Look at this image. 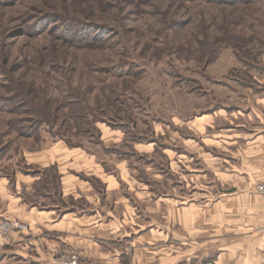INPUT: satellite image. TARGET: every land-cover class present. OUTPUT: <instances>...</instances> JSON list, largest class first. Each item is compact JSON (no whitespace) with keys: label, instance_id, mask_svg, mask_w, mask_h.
<instances>
[{"label":"crops","instance_id":"crops-1","mask_svg":"<svg viewBox=\"0 0 264 264\" xmlns=\"http://www.w3.org/2000/svg\"><path fill=\"white\" fill-rule=\"evenodd\" d=\"M243 68L188 129L0 159V219L29 229L0 264H264V63Z\"/></svg>","mask_w":264,"mask_h":264},{"label":"rangeland","instance_id":"rangeland-1","mask_svg":"<svg viewBox=\"0 0 264 264\" xmlns=\"http://www.w3.org/2000/svg\"><path fill=\"white\" fill-rule=\"evenodd\" d=\"M258 62L264 0H0V159L188 129ZM78 96L83 126L63 120Z\"/></svg>","mask_w":264,"mask_h":264},{"label":"built area","instance_id":"built-area-1","mask_svg":"<svg viewBox=\"0 0 264 264\" xmlns=\"http://www.w3.org/2000/svg\"><path fill=\"white\" fill-rule=\"evenodd\" d=\"M256 192L264 199V181L259 182L255 186ZM28 225L18 220H4L0 219V243L3 246L11 244L12 236L16 233L27 232ZM60 264H102L100 262H81L80 257L75 251L66 252Z\"/></svg>","mask_w":264,"mask_h":264},{"label":"trees","instance_id":"trees-1","mask_svg":"<svg viewBox=\"0 0 264 264\" xmlns=\"http://www.w3.org/2000/svg\"><path fill=\"white\" fill-rule=\"evenodd\" d=\"M85 96H78L72 99L73 103H71L72 101L66 103L64 102L63 104L67 105V108L69 107V114H68V118H64L63 120L65 122H70V121H75L76 125H81L83 126L84 124L88 123V117H92L94 114L93 112L95 111H90L88 104L85 103L84 101ZM109 103L111 104V101H109ZM53 117H52V121L54 122V124H56L57 120H58V115L55 113H52ZM51 118V117H49ZM71 118V119H70ZM42 119V117H41ZM69 119V120H68ZM46 122V121H44ZM43 122V123H44ZM64 124V123H63ZM72 125V124H71ZM78 133H83L85 131H77ZM64 139L66 140L67 138L64 137Z\"/></svg>","mask_w":264,"mask_h":264}]
</instances>
